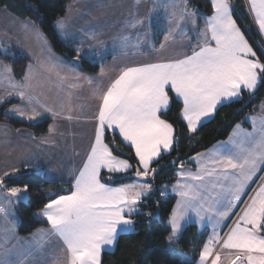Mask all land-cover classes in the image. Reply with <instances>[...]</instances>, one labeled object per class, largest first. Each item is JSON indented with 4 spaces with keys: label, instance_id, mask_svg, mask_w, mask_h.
I'll list each match as a JSON object with an SVG mask.
<instances>
[{
    "label": "snow or ice",
    "instance_id": "snow-or-ice-1",
    "mask_svg": "<svg viewBox=\"0 0 264 264\" xmlns=\"http://www.w3.org/2000/svg\"><path fill=\"white\" fill-rule=\"evenodd\" d=\"M247 4L249 15L264 35V0H247ZM210 6L211 15L204 20L200 39L190 55L123 68L99 94L94 141L86 160L69 192L44 205L41 215L49 229L34 237L35 247L29 246L19 255H32L54 236L66 252L57 264H102V252L113 248L121 234L133 230L131 217L152 191L148 178L154 179L158 171L153 164H158L177 141L173 124L161 118L172 102V94L182 102L180 117L186 122L187 131L194 133L205 118L213 116L218 106L239 100L244 92L254 93L264 84V62L256 58V52L234 19L231 0H210ZM196 15L185 9L180 19L187 16L195 25ZM59 26L63 27V22ZM164 39L167 41L170 36L165 35ZM127 40L123 38L125 46ZM76 55L81 56L79 50ZM50 70H55V65ZM31 71L30 66L20 83L12 78L10 68H3L0 87L5 88V95H0V104L6 102V97L19 98L21 105L8 112L29 121L43 113H51L53 118L60 116L32 88ZM63 118L73 119L71 115ZM248 119L252 123L251 132L237 124L224 144L214 146L207 156L198 153L192 157L197 163L195 172L185 170L181 164L176 173L178 179L172 191L178 199L168 220L171 228L168 240L178 238L182 221L189 218V213H195L198 221L207 215L213 231L200 251L199 264L209 261L223 264L221 252H225L231 264H264V177L255 194L244 202L229 231L223 237L219 234V226L238 206L253 178L264 171V117ZM52 131L50 126L49 132ZM109 132L113 134V143L118 133L136 160L137 179L115 187L104 182L105 173L108 180H113L117 174L129 173L133 165L106 143ZM8 176V172L0 175V191L6 189V202L12 204L22 199L21 194L28 188L27 185L6 188ZM6 213L7 209L0 205V214ZM217 246L220 251H216ZM11 251L4 249L0 264H14L9 259Z\"/></svg>",
    "mask_w": 264,
    "mask_h": 264
},
{
    "label": "crops",
    "instance_id": "crops-1",
    "mask_svg": "<svg viewBox=\"0 0 264 264\" xmlns=\"http://www.w3.org/2000/svg\"><path fill=\"white\" fill-rule=\"evenodd\" d=\"M244 2L249 13L247 0ZM185 9L188 12L197 13L189 6L188 0H71L65 15L55 21L54 29L62 43L73 49L75 53L79 50L82 58L98 63V71L89 73L80 70L74 64L66 62L55 54L46 37L32 23L20 20L0 8V40L8 41L29 60L20 79L14 76L11 67L1 60L0 73L3 72L4 67H8L11 69L12 78L16 82L22 83L24 75L31 66L32 88L43 103L61 113L56 118H53L51 113H43L36 120L29 121L15 113L8 112L14 106H20L21 101L17 97H6V102L13 101L4 109V114L7 113V117L29 123H38L44 120H48L49 123L47 131L37 136L28 129L14 128L0 122V175L5 172L10 175L21 169H30L44 172L50 181L71 185L86 160L90 144L94 141L98 96L107 89L120 74V71L130 66L167 61L191 54L193 47L200 39V31L204 27V20L207 16L197 13L195 16L197 22L194 25L191 18L187 16L183 20L180 19L184 15ZM116 14L121 18V21L113 22L111 20L116 17ZM250 18L252 20L251 16ZM135 19H139L138 21L141 23L137 24ZM60 22H63V27L59 26ZM134 24L135 27H133ZM6 25L11 29H18L17 34L20 40L9 36V33L3 29ZM253 25L264 46V35L260 34L254 22ZM165 35H169L170 39L165 41ZM124 37L128 38L127 46L123 43ZM20 41L22 42L18 44ZM162 43L164 44L163 48H161ZM53 65H55V70H50ZM102 69L103 74L101 73ZM89 80L91 83L88 82ZM0 95H5L4 87H0ZM172 96L175 98L174 94ZM175 99L179 101L177 98ZM180 103L182 107V102ZM2 105L4 104H0V107ZM262 105H264V100L258 104L256 112L245 118V124H240L245 131H252V123L248 118L264 117ZM67 115H71L73 119L63 118ZM210 118H205L202 124ZM184 123L186 125V122ZM50 126L53 128L51 133L49 132ZM232 130L224 140L214 143L199 153H204L207 156L209 150L214 146H220L228 141ZM180 168L181 166L177 171ZM183 168L195 172L197 163L191 158V164L183 165ZM13 169L18 170L13 172ZM177 179L176 175L172 184L163 187L164 192L175 196L173 207L178 197L172 191V186L176 184ZM120 184L109 185L115 187ZM254 185L245 190L241 201L233 209L234 212L231 213L223 227L221 237L225 236L229 227L238 218L237 214L241 213L245 206L244 202L249 201L250 197L258 190ZM21 195L22 199L8 204L6 189L0 191V205L7 209L6 214H0V254L4 252L5 248L11 249L9 259L14 264H57L58 261L63 260L66 252L62 243L54 236L48 239L42 249L32 255H19L21 251L29 249V246L35 247L34 237L49 229L46 219L41 215L42 208L36 213V218L45 222L46 226L27 235L18 234L16 205L26 199V193ZM208 221L207 215L198 221L195 213H189V218L182 221L181 231L189 224L208 230L210 229ZM5 239H7V243H5ZM114 247L105 249V251H112ZM223 264H231V262L227 260L223 261Z\"/></svg>",
    "mask_w": 264,
    "mask_h": 264
},
{
    "label": "trees",
    "instance_id": "trees-1",
    "mask_svg": "<svg viewBox=\"0 0 264 264\" xmlns=\"http://www.w3.org/2000/svg\"><path fill=\"white\" fill-rule=\"evenodd\" d=\"M71 0H0V8L20 20L29 21L38 27L46 37L52 51L66 62L74 64L82 71L96 73L98 63L91 62L81 56L77 57L73 49L58 38L54 23L65 15ZM189 6L198 14H211L210 0H188ZM234 19L245 33L246 39L253 47L257 57L264 62V46L257 34L249 16L244 0H231ZM0 60L8 64L14 76L20 79L28 64V58L15 48L0 47ZM264 100V84L258 86L254 93L244 92L239 100L220 105L213 116L201 124L197 131L189 133L185 123L180 118L181 103L172 96L169 108L161 115L174 126L177 141L169 153L164 154L159 163L153 164L158 169L152 183V191L142 199L140 211L131 218L134 221L133 230L118 237L112 251L102 252V264H194L203 248L208 231L196 225H187L176 240L175 251L166 248L170 233L168 218L175 202V196L164 192L163 187L172 184L176 179V171L181 164L190 165L191 158L214 143L224 140L236 124H245V118L256 112L258 104ZM13 101H8L0 107V122L14 128H25L34 135H42L47 131L48 120L29 123L17 118L7 117L4 109ZM114 137L107 133L106 143L117 150L122 158H127L133 165L127 174H117L113 180L104 175V182L117 185L134 180L136 160L131 149L124 145L118 135ZM121 175L123 179L119 178ZM6 188L24 187L27 185L26 199L16 205L18 218L17 232L27 235L34 230L45 227L46 223L36 218V213L44 205L59 195L67 194L70 184H60L47 179L44 172L21 169L16 175L5 178ZM182 254L189 258L184 260Z\"/></svg>",
    "mask_w": 264,
    "mask_h": 264
},
{
    "label": "rangeland",
    "instance_id": "rangeland-1",
    "mask_svg": "<svg viewBox=\"0 0 264 264\" xmlns=\"http://www.w3.org/2000/svg\"><path fill=\"white\" fill-rule=\"evenodd\" d=\"M136 17V16H135ZM134 17V18H135ZM111 20L113 21V22H118V21H121V18L119 17V16H117V14H116V17H114V18H111ZM139 19H135L134 21H138ZM16 21H18V20H16ZM34 25V24H33ZM35 26V25H34ZM3 29L4 30H6L8 33H9V36L10 37H12V36H14L17 40H20V38H19V35L17 34V31H18V29H11L9 26H4L3 27ZM37 30L42 34V31L37 27ZM43 35V34H42ZM22 41H20V42H18V44L19 43H21ZM0 47H4V48H15L13 45H11L8 41H2V40H0ZM22 47V46H21ZM16 49V48H15ZM263 172V171H262ZM262 172H258L257 173V176L256 177H254L253 178V182H251L250 183V185L248 186V188L246 189V190H248L249 189V187L251 186V185H254L255 183V185H254V187H255V189H257L258 188V186H259V184H260V182H261V177H264V172H263V174L260 176V174L262 173ZM17 173H14V174H10L8 177H5V178H10V177H12V176H14V175H16ZM260 177V178H259ZM151 178V176L148 178V179H150ZM259 178V179H258ZM137 178L135 177L134 178V180H136ZM257 179H258V181H257ZM257 182H256V181ZM129 182H131V181H127V183H129ZM165 188V187H164ZM254 189V188H253ZM164 190V189H163ZM149 195V193L146 195V196H148ZM145 196V197H146ZM25 201V200H24ZM142 202V201H141ZM140 211V208H139V210H138V212ZM234 212V211H233ZM232 212V213H233ZM230 216H231V214H230ZM228 220V219H227ZM227 220H225L220 226H219V234L221 235V231H222V229H223V227L225 226V224L227 223ZM208 224H209V226H210V229H208L207 231H208V235H207V238H206V242L208 241V239H209V237L211 236V234H212V231H213V224L211 223V222H209L208 221ZM200 229H201V227H199ZM177 240V239H176ZM176 240H173L172 242H169V240L167 239V245H166V248L167 249H169L170 251H175L176 250V246H175V243H176ZM205 242V243H206ZM204 247V246H203ZM203 249V248H202ZM201 249V250H202ZM216 251H220V249H219V247L217 246V248H216ZM221 256H222V260L223 261H227L228 259H227V256H226V254H225V252H221ZM181 258L182 259H184V260H187L189 257L186 255V254H182L181 255ZM194 264H199V256H198V258H197V260H196V262L194 263ZM209 264H210V261H209Z\"/></svg>",
    "mask_w": 264,
    "mask_h": 264
}]
</instances>
